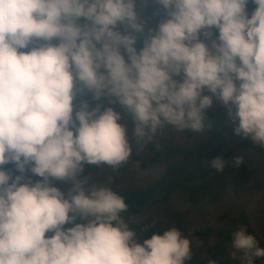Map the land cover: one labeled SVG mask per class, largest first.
Instances as JSON below:
<instances>
[{
	"label": "clouds",
	"instance_id": "1",
	"mask_svg": "<svg viewBox=\"0 0 264 264\" xmlns=\"http://www.w3.org/2000/svg\"><path fill=\"white\" fill-rule=\"evenodd\" d=\"M149 2L165 13L155 29ZM213 98L264 147V0H0V264H192L179 228L129 223L113 184L133 148L100 101L143 148L167 126L203 132ZM88 165L111 172L93 182ZM248 224L232 264L264 258Z\"/></svg>",
	"mask_w": 264,
	"mask_h": 264
},
{
	"label": "trees",
	"instance_id": "2",
	"mask_svg": "<svg viewBox=\"0 0 264 264\" xmlns=\"http://www.w3.org/2000/svg\"><path fill=\"white\" fill-rule=\"evenodd\" d=\"M157 7L155 4H150L147 7V18L155 25H158L165 18V13L162 9L159 16L153 14ZM253 7V5H250L249 9L251 10ZM142 46L143 42L140 41L138 48ZM206 95H210V93ZM100 103L104 104L105 107L112 106L116 111L121 112L123 116H128L124 114V110L118 104L109 105L107 100H102ZM205 116L206 128L210 131L205 140L196 143L193 147L172 144L163 152H156L153 156L151 167L162 161L164 170L161 175L153 182L148 183L143 189L125 188L118 191L119 194L125 197L126 202L130 206L128 215L139 214L152 206L163 208L170 205L171 197L175 193L188 192V196L186 194L184 198L182 209L170 216L173 224L160 223L157 227H152L153 232L162 233L164 230L177 227L185 234V227L188 224L185 222L188 210L198 212L200 215L204 214L203 208L216 204L228 183L235 188L242 189L251 175L257 173L255 167L248 168V164H252L250 159H245L239 166L235 163L236 158L239 156L231 145L235 137L234 125L228 116L226 107L221 104L214 110L209 108L206 110ZM135 142L137 141L135 140ZM255 145L250 138L245 139L242 137L239 146L241 148H251ZM256 146L258 149L261 148V146ZM217 157L225 162L223 171H217L211 166V161ZM255 180V187L257 188L258 180L257 178ZM239 222L240 226H247L248 224L247 215L243 210L239 214ZM144 224L148 223L139 224L135 228ZM233 231L235 230L231 228H219L215 232L210 226L196 229L192 233V237L206 242L215 233L220 242L214 243V245L207 244L205 249L201 247L199 249L193 248L196 256L192 264H201L202 259H199L197 254L200 256L202 253L219 260L220 264H232L229 258V248ZM150 234L148 233V235ZM249 234L252 235V233ZM204 264H206V261H204ZM256 264H264V258Z\"/></svg>",
	"mask_w": 264,
	"mask_h": 264
},
{
	"label": "rangeland",
	"instance_id": "3",
	"mask_svg": "<svg viewBox=\"0 0 264 264\" xmlns=\"http://www.w3.org/2000/svg\"><path fill=\"white\" fill-rule=\"evenodd\" d=\"M149 3L140 5L138 10H140L142 19L147 21V28L155 29L157 25L147 18V7L153 4ZM144 38V36L140 37V41L143 42ZM207 93L206 91L205 94ZM221 104V102L213 98L211 110H214ZM119 122L127 127V135L133 148V154L129 162L124 165L120 173L115 177L113 187L117 192L125 188L143 189L148 183L153 182L160 176L164 170L163 162L159 161L154 167H151V162L156 152L161 153L172 144L193 147L196 143L205 140L207 135L210 134L209 129L206 127L203 132H193L191 130H184L181 132L173 129L171 126H167L157 133L153 143H149L142 148L135 142V125L132 119L128 116H123V119ZM241 140L242 136L235 135L231 145L238 153L239 158H242V161H245V159H250L252 161V164H248V168L251 169L255 167L257 173L251 175L242 189L235 188L232 185L225 187L221 198L216 204L208 205L203 208L204 214L200 215L198 212L192 210L187 211L188 215L186 216L185 222L188 224L185 227L186 231L184 235L190 239L193 248L199 249L201 247L205 249L207 244L218 242V238L215 236H212L206 242L192 237V233L200 227L210 226L214 229L231 228L234 230L241 227L239 222L241 210L245 211L248 217V226L252 231V235L259 241L260 246L264 247V147L258 149L255 145L251 148H241L239 146ZM110 172L111 170L107 166L98 168L93 165H88L84 175L91 176L93 182H95V180L105 179ZM255 178L258 180L257 188L255 187ZM56 186L60 187L62 190H67V186L63 183L58 182ZM186 194L188 196L187 191L175 193L171 197L170 205L163 208L160 206H152L139 214L128 215V221L134 228L142 223H148L151 227H157L160 223L165 222L173 224L170 216L182 209ZM205 255L207 254L202 253L200 256L197 254L199 259H202ZM260 260L261 259L256 260L255 264Z\"/></svg>",
	"mask_w": 264,
	"mask_h": 264
}]
</instances>
